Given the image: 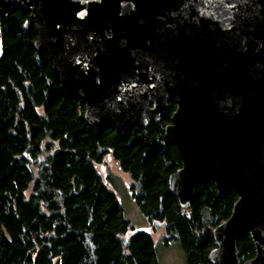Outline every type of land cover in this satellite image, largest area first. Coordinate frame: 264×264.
I'll use <instances>...</instances> for the list:
<instances>
[{"label": "water", "instance_id": "obj_1", "mask_svg": "<svg viewBox=\"0 0 264 264\" xmlns=\"http://www.w3.org/2000/svg\"><path fill=\"white\" fill-rule=\"evenodd\" d=\"M15 7L31 12L36 48L92 126L143 128L176 103L171 191L188 207L197 185L234 190L210 260L241 264L250 234L244 264H264V0H0V58Z\"/></svg>", "mask_w": 264, "mask_h": 264}, {"label": "trees", "instance_id": "obj_2", "mask_svg": "<svg viewBox=\"0 0 264 264\" xmlns=\"http://www.w3.org/2000/svg\"><path fill=\"white\" fill-rule=\"evenodd\" d=\"M2 34L0 264H159L154 233L161 225L166 243L179 240L186 264H214V230L230 218L238 194H220L210 181L184 207L171 191L170 177L182 167L165 132L176 103L143 128H96L36 48L31 12L13 8ZM109 154L127 173L152 231L134 229L104 181L97 164ZM238 249L242 264L255 256L250 234Z\"/></svg>", "mask_w": 264, "mask_h": 264}, {"label": "rangeland", "instance_id": "obj_3", "mask_svg": "<svg viewBox=\"0 0 264 264\" xmlns=\"http://www.w3.org/2000/svg\"><path fill=\"white\" fill-rule=\"evenodd\" d=\"M104 181L119 198L124 214L128 217L134 229H147L152 231L150 219L143 214L140 207L133 199L130 191V179L124 171L119 168L117 161L109 154L103 163L97 164ZM165 226L161 225L154 233L158 249L159 264H186L187 256L179 240L173 239L166 243L164 235ZM242 264V263H241Z\"/></svg>", "mask_w": 264, "mask_h": 264}]
</instances>
